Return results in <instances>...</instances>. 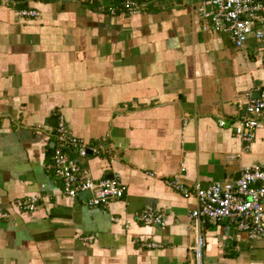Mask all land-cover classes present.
Returning <instances> with one entry per match:
<instances>
[{"label":"crops","instance_id":"obj_1","mask_svg":"<svg viewBox=\"0 0 264 264\" xmlns=\"http://www.w3.org/2000/svg\"><path fill=\"white\" fill-rule=\"evenodd\" d=\"M202 1L148 0L109 16L97 0H0V264H197L196 202L164 180L181 174L207 188L264 162V120L248 150L232 127L246 94L264 89V16L261 40L237 49L200 15ZM19 9L39 15L21 20ZM58 116L107 150L66 152L89 178H117L121 199L89 208L62 194L45 168ZM30 196L33 212L11 205ZM144 209L161 212L165 227L134 222ZM198 234L199 264H264V238L248 240L226 220Z\"/></svg>","mask_w":264,"mask_h":264},{"label":"built area","instance_id":"obj_2","mask_svg":"<svg viewBox=\"0 0 264 264\" xmlns=\"http://www.w3.org/2000/svg\"><path fill=\"white\" fill-rule=\"evenodd\" d=\"M15 1V0H14ZM101 13L116 16L118 14L132 15L148 0H97ZM4 4L8 0H1ZM210 9V11L208 10ZM200 15L209 20L214 32H225L230 43L237 49H242L250 37L261 40L263 33L257 28L264 16V0H203L198 9ZM19 19L29 20L38 17L34 10L19 9L15 11ZM248 92L244 102V111L238 121L232 124L233 132L248 150L253 143L257 129L264 120V89ZM218 126L224 127V119H218ZM55 143L52 156L45 168L62 182V194L69 199H77L78 194L89 192L84 202L89 208L106 207L113 200L121 199L126 187L117 178L93 180L89 178L71 159L66 150H71L78 157L106 154L101 146L86 143L75 137L66 126L63 117L58 116L54 126ZM180 173L184 168H180ZM152 177V174H148ZM164 184L183 198H194L196 202L188 214V228L196 234L194 241V258L199 264L200 249L203 239L198 232L204 224H213L226 220L234 225L238 233L251 240L255 237L264 238V162L259 165L241 168L238 177L232 182H216L202 188L199 183L188 186L181 180V174L164 180ZM38 198L30 196L17 198L11 205L19 211L33 212L37 207ZM0 200V207L2 206ZM7 213L0 209V218ZM113 222L120 221L113 218ZM134 222L145 226L166 225L161 212L144 209L135 214ZM123 226L128 227L130 221L124 220ZM84 241L92 240L86 237ZM148 247H156L151 243Z\"/></svg>","mask_w":264,"mask_h":264},{"label":"water","instance_id":"obj_3","mask_svg":"<svg viewBox=\"0 0 264 264\" xmlns=\"http://www.w3.org/2000/svg\"><path fill=\"white\" fill-rule=\"evenodd\" d=\"M89 195H90L89 192H82V193L78 194V197H84L85 198V197H89Z\"/></svg>","mask_w":264,"mask_h":264}]
</instances>
